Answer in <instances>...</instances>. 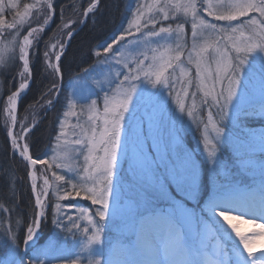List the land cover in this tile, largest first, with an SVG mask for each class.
Here are the masks:
<instances>
[{
	"label": "snow or ice",
	"instance_id": "obj_1",
	"mask_svg": "<svg viewBox=\"0 0 264 264\" xmlns=\"http://www.w3.org/2000/svg\"><path fill=\"white\" fill-rule=\"evenodd\" d=\"M98 3L95 0L84 16ZM32 7L24 5L21 13L17 0H0V64L7 54L14 65L22 62L18 73L22 81L30 79L31 54L52 76L61 78L68 45L60 41L45 44L42 54L38 48L46 27L53 22L54 4L52 0L40 3L37 12L46 10V15L39 27L32 26ZM180 8L183 16L173 19L168 9L176 10V6L170 3L139 4L127 28L90 53L109 71L90 85L87 94L74 90L63 113L65 121L69 116L76 118L74 147L60 163L55 154L49 164L30 153L26 134L37 126L35 121L21 125L16 134L6 130L10 151L25 164L35 205L27 224L16 221L23 224L22 238L19 232L7 230V249L0 264H264V248L256 247L264 239V229L246 235L231 225L228 215L238 212L264 220V130L256 133L245 123L257 111L264 115V0H199V4L189 0ZM5 12L14 13L10 23L3 18ZM62 25L69 40L78 34L73 27L78 22ZM185 25L190 28V47ZM206 37L215 39L210 42ZM128 38L136 43L126 57L121 42L130 45ZM165 41L174 49L163 45ZM152 44L164 46L165 52L150 47ZM170 50L175 54L165 55ZM95 72V66L84 69L79 79ZM257 87L259 109L251 99ZM26 88L28 83L21 82L18 90L7 95L12 128L17 125L13 112ZM59 92L54 80L42 94L47 97L44 106L59 103ZM142 107L149 108L147 132L139 116ZM81 115L86 119L81 121ZM185 118L189 127L201 130L199 153L194 147H184L176 125L182 127ZM65 135V124L60 122L57 146ZM229 146L235 158L253 170L258 194L236 181L229 168L232 159H226ZM122 157L128 165L127 188L117 180ZM37 165L59 170L51 171L53 183L43 176L40 191ZM200 166L215 174L213 193L199 213L178 212L185 202L200 201L202 191L207 194ZM221 176L222 182L216 179ZM8 186L9 199L15 203L11 179ZM50 188L51 205L46 203ZM77 198L96 207H81ZM49 222L55 234L45 259L38 245L42 225L47 227ZM109 225L117 230L122 225L131 228L124 258L113 259L105 252ZM205 231L219 241L209 255H205L208 248L201 239Z\"/></svg>",
	"mask_w": 264,
	"mask_h": 264
},
{
	"label": "trees",
	"instance_id": "obj_2",
	"mask_svg": "<svg viewBox=\"0 0 264 264\" xmlns=\"http://www.w3.org/2000/svg\"><path fill=\"white\" fill-rule=\"evenodd\" d=\"M91 1L92 0H53V4L56 8V18L51 25L49 33H46L43 36V42L38 46L41 54L44 51L45 44L51 45L53 41L65 43L66 30L63 29L61 23L64 21H76L78 22V25H73L76 29L80 24L81 15L84 9L91 3ZM40 2L41 0H17L19 5L18 11L21 13L24 10V5L32 4L35 6L32 13H30L32 26L41 25L45 18L46 10L37 12ZM123 3V0H100L95 11L89 15L84 27L77 32L78 34H75L70 39L66 55L61 61L62 72L65 76V87H63L58 95L59 103H56L55 106L47 112H45L44 106L47 97L44 96V98H42V94L49 91L54 80L56 81L57 86L58 78L52 76L50 71L43 68L42 62L35 56H32L31 69L34 77L30 83V89L20 102V107L25 106L26 104L28 105L29 103H35L39 106L40 116L43 118L39 127L34 131H31L28 136V142L33 157L36 158L37 156H40L45 158L50 146L53 148L56 145V136L59 131V123L62 115L61 110L67 105L70 98L67 84L68 80L80 72L81 69L83 70L93 64L95 56L90 53H94L96 46L103 42L111 41L113 36L117 35L123 22L127 19L131 11L129 8L123 9ZM36 5L38 7H36ZM13 14L14 13L5 12L3 18L6 20H12ZM57 26L62 29L58 30ZM18 65L19 64L14 65L8 57L4 59L3 64H0V70L2 69L0 73V111L2 110V103L4 105L5 96L17 87L18 73L16 67ZM39 98L42 99L39 100ZM41 103L44 104L41 106ZM245 123L254 132H257L256 129H260L264 126L263 121H258L257 123L250 116L245 120ZM6 130L5 124L0 119V256H2L7 249V245L4 242L6 241L7 230L10 229L19 232V235L22 238L24 235L23 224H27L32 219L35 205L29 179L26 175L25 164L18 157H14L10 151V140L9 137L6 136ZM229 157H231V155L228 150L226 158ZM257 158H260L259 155ZM51 171L57 170L55 167L49 170L48 165H38L37 174L40 190L43 183V176L47 175L50 183H53ZM5 173H8L7 177H5ZM9 179L12 180L13 188L15 189V203H12L9 199L12 196V192L9 191L8 186ZM53 186L55 185L53 184ZM53 199L52 189L50 188L46 203L51 205ZM77 201L82 202L85 207H96L90 205V202L79 198H77ZM62 203L66 204L67 202ZM18 219L22 220L23 224H17L16 221ZM54 234L55 228L50 222L47 224V227L42 225L38 245L40 251L41 244L48 241ZM70 242L71 241H69V243ZM40 255L44 258L43 254Z\"/></svg>",
	"mask_w": 264,
	"mask_h": 264
},
{
	"label": "rangeland",
	"instance_id": "obj_3",
	"mask_svg": "<svg viewBox=\"0 0 264 264\" xmlns=\"http://www.w3.org/2000/svg\"><path fill=\"white\" fill-rule=\"evenodd\" d=\"M35 1H37V0H35ZM123 1H124V3H123V9L124 8L125 9L131 8L132 14L134 13L135 8L139 4H149V5H152V4L155 3V0H123ZM41 2H42V0H41ZM52 2H53V0H52ZM161 2L170 3L171 5L176 6V10H172V9H168V10L170 12V17H172L173 19H178V18H180V17L183 16V11H182V8H180V6L181 5H184V4H187L189 2V0H161ZM91 3L92 4L95 3V0L94 1H91ZM99 3H100V0H99ZM197 3H198V1H197ZM30 5H32V4H30ZM98 5H96V7ZM36 7H38V6L36 5ZM34 8L35 7L29 9V14L32 13V11H33ZM23 12H24V10H23ZM55 12H56V8H55ZM55 12H54V15H55ZM84 13H85V9H84V11H83V13L81 15L80 24L83 23ZM90 14L91 13H89V15ZM131 17H132V15L129 17V19L127 20V22L124 23L123 28L121 29V32H123L124 29L127 28L128 21L131 19ZM55 18H56V15L53 16V21L55 20ZM145 18H147V16H145ZM185 18L186 19H190V16L189 17H185ZM4 20H6V19H4ZM11 21L12 20L7 19L5 22L6 23H10ZM70 22H72V21H69V22L68 21H64L63 24H67V23H70ZM170 22L171 21L165 22V25H167ZM61 25H62V23H61ZM82 25H80V27L82 26L81 28L77 29L78 31H80L84 27L85 24H82ZM39 26L40 25H36L35 27H39ZM49 26H50V24L47 27H49ZM174 26L175 25L173 24V27ZM185 26H188V25H185ZM50 29H51V26L45 32L48 34L49 31H50ZM57 29L59 30V29H62V28H59L58 27ZM63 29H65V28H63ZM66 32H67V30H66ZM187 32H188V30H187ZM137 35H139V34H137ZM66 38H68L67 35H66ZM128 39L131 40V44L130 45L129 44H124V42H121V44L123 45V50L125 51V56L126 57L129 56V49L133 45H135V43H136V40L134 38H128ZM56 42L53 41L52 43H56ZM162 44L165 45V46H167V47H169L170 49H174V45H172L168 41L162 42ZM119 46L120 45H114V48L115 47H119ZM150 47H153V48L159 47V51L160 52H165V47L164 46H157L156 44H152V45H150ZM189 47H190V39H189ZM97 50H99V45L95 48L94 52L97 51ZM174 54H175L174 51H171V50L165 53V55H174ZM135 55H136V53H134V52L131 53V56L132 57H134ZM186 56H187V51H185V57ZM6 57H8L7 54H5V58ZM31 59H32V55L30 54V63H31ZM94 62H95L94 66L96 67V72L93 73L91 76L86 77L83 80V82L80 80V81L74 83L73 89H72V92H71V97H70V100L68 102H70L73 99V92H74V90L79 89V92L80 93L87 94V92L90 90V85L93 84V82H95L96 80L102 79L104 77V74L109 71V69L107 67H102L101 66V60L100 59H97L95 57ZM16 69H17V73H19L20 71H22V62H20V64L16 67ZM85 69H87V68H85ZM113 71H114V69H113ZM17 77H18V79H17L18 84H17V87L14 89V91H16V90L19 89V84L21 82H27L28 83V88L30 89L29 82H32L33 77H34L33 72H32V69H31V77H30V79H25V80L22 81V79L19 76V74H18ZM58 81H59V78H58ZM28 88L21 90V95L26 90H28ZM57 88H58V86H57ZM259 96H260V92H259L258 89H256L255 92H254V96L251 97V99H253V100L260 99ZM44 103H41V106ZM197 104H199V101L198 100H197ZM5 105H6V108H4L3 114L0 115V119L5 124L6 129L7 130H11V132L13 134L19 133L21 131V125H26V124L27 125H30L31 122H33V121H35L37 123V126L36 127H33V130L32 131H34L35 129H37L39 127L41 121H43V118L41 119V116H40L41 114L39 112V106L37 104H35V103L30 104L29 103L28 104V107L27 106L24 107L23 110H21L20 108H18V104H17V108L13 112V114L17 118V125H16L15 128H12L11 121H10V118H9V115H8V104H7V100H6V104ZM50 108H52V107H46L45 109L48 110ZM149 108H150V106H149ZM149 108L142 107L140 109V112H139V116H141L143 118L145 132H147V130L149 128ZM66 110H67V105L64 106V108L61 110L62 115H63V113ZM77 112H79V107H77ZM62 115H61V117H62ZM84 119H86V117L83 116V115H81V121H83ZM61 122H63L65 124V133H66V135L63 136V137H61V141H60V145L59 146H57V143H56V145L52 148L51 152L49 150H47V154H46L45 159L49 160L50 164L53 163V161L51 159V156L53 154L57 155V157H58L56 163H60L61 159H63L65 155H71L72 148L74 147L72 145V141L75 138L74 135H73V125L76 123V118L75 117H72V116H69L67 118V120L65 121L64 120V117H63V119H62ZM176 126H177V128L181 129L180 135H181V138H182L184 147L185 148H188V149H191V148L194 147L197 153L201 152V147L198 145V139L201 136V130H194L193 127H189V124L187 123V118H185V123L183 124L182 127H181L180 124H177ZM262 130H264V126H262L260 129H256V131H257L256 133H259ZM209 135L211 136V133H209ZM27 143L29 144L28 140H27ZM29 148H30V146H29ZM64 148L67 149V152L62 151V149H64ZM228 150L230 151V155H231V157H229V158L232 159V163H230L229 168H230V170L232 172H234L236 181L239 182V179H244L245 178L244 176H247L248 178L252 179V177H253V170L245 167L243 164L240 163L239 160H237L235 158L236 157V154L233 151V148L231 146L228 147ZM30 151H31V149H30ZM199 159H200V157L198 156L197 157V160H199ZM200 167H201V175L206 174V177L208 179V182H209L208 185H209V187L207 189V194H209V193L213 192V187H214L213 177H214L215 174L212 173L210 170H205L203 166H200ZM56 170H57V172H59L58 169H56ZM256 171H258V169L255 170V176L257 177V180H258L259 173H257ZM128 175H129V173H128V165L125 162V159L122 157L120 159V169H119V174H118L117 180L118 181H121V182H124L125 188H127L126 180H127ZM37 176H38V174H37ZM39 177H40V175H39ZM216 179L219 180L220 182H222L223 179H224V177L221 176V177H217ZM192 202H194V201H192ZM206 202L207 201L206 200H203V199L200 200V201H198V205L195 208V211L197 213H199L201 208H205L206 207ZM194 203L197 204V202H194ZM80 206L81 207H84L83 204H80ZM181 206H183V205H181ZM181 206L178 208V212H182L183 211L182 208H181ZM124 211L126 212L127 209H125ZM209 215H210V213H209ZM208 233H210V232H207V231L203 232L202 235H201L202 239H204L205 235L208 234ZM125 234H130L131 235V228H130V226H124V225H122L121 228L119 230H117L116 228H114L111 225H109L108 231H107V244L105 245V252L106 253H112V251L114 249H119V248H121V249L123 248L125 250L126 249L125 248L126 242L125 243L117 242L118 239L125 238ZM120 243H122V244H120ZM67 246L68 247H71L72 246L71 242L68 243ZM210 252L209 251H206L205 252V255H209ZM113 259H116V258L114 257Z\"/></svg>",
	"mask_w": 264,
	"mask_h": 264
},
{
	"label": "bare ground",
	"instance_id": "obj_4",
	"mask_svg": "<svg viewBox=\"0 0 264 264\" xmlns=\"http://www.w3.org/2000/svg\"><path fill=\"white\" fill-rule=\"evenodd\" d=\"M1 70H0V73H1ZM0 78H1V74H0ZM42 98H44L43 95H42ZM42 98H39V100ZM6 100H7V96H5V98H4V105L1 102L2 103V110L0 111V115L3 114L5 104H6ZM26 106L28 107V105L26 104L25 106H22L19 108L21 110H23L24 107H26ZM204 176H205V174H203V177ZM228 215L231 217V225H234L235 227L239 228L240 231L246 235L259 234L262 231V229H264V220H262V219H253L250 215H240L238 212H231V213H228ZM256 247H257V249L264 248V239L260 240L257 243ZM112 255L116 259H121L127 255V252H126V249L124 250L123 248L122 249L119 248V249H114L112 251ZM129 258H131V257H129Z\"/></svg>",
	"mask_w": 264,
	"mask_h": 264
},
{
	"label": "water",
	"instance_id": "obj_5",
	"mask_svg": "<svg viewBox=\"0 0 264 264\" xmlns=\"http://www.w3.org/2000/svg\"><path fill=\"white\" fill-rule=\"evenodd\" d=\"M86 19H84L83 23H85Z\"/></svg>",
	"mask_w": 264,
	"mask_h": 264
}]
</instances>
